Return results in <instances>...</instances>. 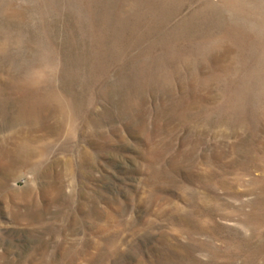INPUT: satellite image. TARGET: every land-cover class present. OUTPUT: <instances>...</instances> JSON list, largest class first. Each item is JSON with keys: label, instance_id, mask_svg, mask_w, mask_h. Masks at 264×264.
<instances>
[{"label": "rangeland", "instance_id": "374dc122", "mask_svg": "<svg viewBox=\"0 0 264 264\" xmlns=\"http://www.w3.org/2000/svg\"><path fill=\"white\" fill-rule=\"evenodd\" d=\"M0 264H264V0H0Z\"/></svg>", "mask_w": 264, "mask_h": 264}]
</instances>
